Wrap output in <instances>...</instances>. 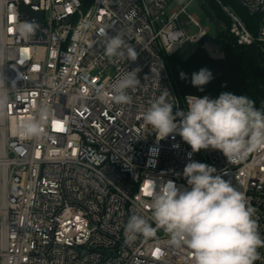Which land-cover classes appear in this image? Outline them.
Returning <instances> with one entry per match:
<instances>
[{"label": "built area", "instance_id": "2783aa9c", "mask_svg": "<svg viewBox=\"0 0 264 264\" xmlns=\"http://www.w3.org/2000/svg\"><path fill=\"white\" fill-rule=\"evenodd\" d=\"M196 1L0 0V92L7 97L0 107V264H195L192 250L172 244L163 229L145 238L125 225L141 215L155 227L145 192L151 180L157 189L171 180L190 190L182 175L190 146L177 133L158 140L142 115L164 90L174 114L196 96L179 94L166 55L194 45L225 55V45H203L211 29L192 11ZM216 1L228 36L264 50V0H236L258 16L254 30ZM24 21L35 26L28 38L19 34ZM101 29L121 35L136 60L107 57ZM135 69L140 83L126 90L131 102L116 103L111 85ZM40 107L49 113L43 134L19 136V123ZM191 160L214 166L245 195L264 239V150L236 164L211 148ZM258 252L255 264H264V247Z\"/></svg>", "mask_w": 264, "mask_h": 264}, {"label": "clouds", "instance_id": "9594fccd", "mask_svg": "<svg viewBox=\"0 0 264 264\" xmlns=\"http://www.w3.org/2000/svg\"><path fill=\"white\" fill-rule=\"evenodd\" d=\"M34 30L33 22L24 21L19 27L20 37L28 38ZM98 35L104 40L107 57L136 60L135 48L128 47L121 35L108 36L105 29ZM180 78L187 76L181 72ZM212 79L208 68L191 75L192 85L201 91ZM3 83L0 80V87ZM139 83L137 69L125 71L111 85L112 100L118 104L130 103L132 98L126 90L134 89ZM169 95L164 90L142 119L152 126L158 140L177 133L190 146L189 162L182 173L190 190L181 191L171 180L161 183L157 189L151 180L145 192L150 198L155 227L143 216L132 215L125 232L151 238L163 229L172 244L192 250L195 264H255L261 259L258 249L264 247L254 219L256 209L242 192L217 174L214 166L191 160V155L211 148L236 164L251 153L264 150V109H258L247 95L222 92L215 99L206 95L189 96L187 111L174 114V105L166 99ZM6 103V95L0 92V107ZM177 117H180L179 123ZM48 118L47 108L40 107L36 116L19 123L17 134L23 138L41 136Z\"/></svg>", "mask_w": 264, "mask_h": 264}, {"label": "trees", "instance_id": "16d2710c", "mask_svg": "<svg viewBox=\"0 0 264 264\" xmlns=\"http://www.w3.org/2000/svg\"><path fill=\"white\" fill-rule=\"evenodd\" d=\"M225 5L232 7L246 22L251 30L258 21V16L251 14L236 0H222ZM206 6L214 13L219 22L229 19L216 0H207ZM225 42L223 58H213L206 49L199 47L186 59L174 54L165 56L166 64L171 70L178 85L179 94L210 96L215 93L218 98L222 92L236 95H247L255 102L258 109H264V50L257 46L242 47L236 44L226 33L221 34ZM201 68H208L213 79L199 90L191 83V75ZM186 74V79L180 78V73Z\"/></svg>", "mask_w": 264, "mask_h": 264}, {"label": "rangeland", "instance_id": "374dc122", "mask_svg": "<svg viewBox=\"0 0 264 264\" xmlns=\"http://www.w3.org/2000/svg\"><path fill=\"white\" fill-rule=\"evenodd\" d=\"M193 12L198 14L201 19L202 27H209L211 29L210 35L206 38V41L203 42L205 45L206 42H214L219 46H224L225 42L222 40L221 34L225 32V28L221 22L217 20L214 13L206 6V0H197L194 4ZM187 29L193 30L194 32H198L199 28L194 25H188ZM199 45H194L189 49L185 54L180 55L182 58L186 59L193 53ZM214 58V57H213ZM215 58H223L220 56H215Z\"/></svg>", "mask_w": 264, "mask_h": 264}, {"label": "water", "instance_id": "95a60500", "mask_svg": "<svg viewBox=\"0 0 264 264\" xmlns=\"http://www.w3.org/2000/svg\"><path fill=\"white\" fill-rule=\"evenodd\" d=\"M24 9H25V10H30L29 7H26V6L24 7ZM31 13H32L33 15L39 17V18H42V13H40V12H31ZM219 51H220V52H224V48L221 47V48L219 49ZM209 98L215 99V93H211L210 96H209Z\"/></svg>", "mask_w": 264, "mask_h": 264}]
</instances>
